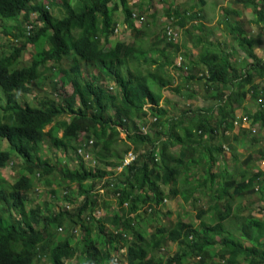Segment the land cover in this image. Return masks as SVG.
<instances>
[{
	"label": "trees",
	"instance_id": "trees-1",
	"mask_svg": "<svg viewBox=\"0 0 264 264\" xmlns=\"http://www.w3.org/2000/svg\"><path fill=\"white\" fill-rule=\"evenodd\" d=\"M145 1L139 0L135 12L129 0H51L48 5L0 0V35L14 38L0 42L8 50L0 54V140L8 142L0 149V264H34L41 257L49 264H67L72 258L79 260L76 264H120V258L125 264H264L263 207H258L261 215L246 212L241 204L234 208L236 199L264 196V171L252 170L256 159L251 154L232 171L222 160L224 133L233 131L235 111L246 99L260 107L247 112L250 126L264 125V86L255 82H264V59L254 51L261 40L246 35L243 26L254 23L264 30V0H242L251 18L226 22L228 37L247 58L234 61L230 58L237 48L211 40L216 29L205 24L200 12H192L193 6L180 10L176 0H161L174 28L155 32L144 21L152 5ZM54 7L58 16L51 12ZM32 14L36 22L30 20ZM150 17L155 19V13ZM118 27L129 30V42L111 40ZM181 32L190 35L188 42L178 38ZM42 38L45 47L40 46ZM24 51L30 52L31 63L14 66ZM83 67L96 73L85 79ZM47 77L49 86L40 88ZM98 79L112 84L114 92ZM195 81L203 83L204 97L214 105L191 116L186 111L167 116L163 103L175 105L169 94L181 98L185 90L193 100ZM66 84L71 92L64 95L59 88ZM33 91L42 94L35 104L18 101L17 93ZM149 118L151 132L142 131ZM241 129L240 136H233L236 145L239 138L257 141L249 129ZM120 133L125 137L119 149ZM82 139L92 140L93 167H85L81 156L77 167L70 168L47 154L46 146L77 154ZM129 150L134 159L125 163ZM260 158L264 160V151ZM97 160L123 167L115 177L103 179L107 171ZM8 166L17 169L15 179L8 180ZM102 179L116 203L111 218L94 214L100 199L93 190ZM40 183L53 199L59 188L67 191L77 185L75 210H54L47 202L26 210L28 193ZM66 191L62 197L67 201L71 195ZM175 197L195 205L199 224L179 220L170 228L156 227L146 237L138 225L146 220L157 225L160 209ZM102 201L107 208L109 202ZM210 214L213 221L206 219ZM78 225L85 233L74 240ZM165 243L176 246L173 254L164 253Z\"/></svg>",
	"mask_w": 264,
	"mask_h": 264
},
{
	"label": "rangeland",
	"instance_id": "rangeland-1",
	"mask_svg": "<svg viewBox=\"0 0 264 264\" xmlns=\"http://www.w3.org/2000/svg\"><path fill=\"white\" fill-rule=\"evenodd\" d=\"M37 1L42 4L48 5V3L51 0H37ZM241 1L242 0H204V3H202L201 0H176L175 4L180 10H188L191 8V6H193L192 12H200L201 15H204L205 19L203 21L205 22V24L210 27L214 26V28L216 29L215 30L216 32L211 35L210 39L214 40V42H222L223 44L231 45V48L233 47L237 48V55L230 58L231 61H234V60H239L242 58L247 59L244 51L241 50L237 46V44L228 37L229 36V33L227 31L228 25L226 23V22H232L233 24H237L240 21L245 22V20H249L251 18L252 12H251L250 7L245 8L243 6V3H241ZM138 3H139V0H129V4L135 6L134 7L135 12H137L136 4ZM150 3L152 5L149 11L145 13L143 16H144V21L149 23L151 31L156 32L159 29L164 28V27L174 28L172 26L173 24L168 22L169 18L167 17L165 2L161 0H151ZM144 4H146L145 0H144ZM50 7L51 6L49 4V8ZM234 10H237L240 13L235 14L233 12ZM51 12L54 16H58L59 15L58 7L51 8ZM154 13L156 17L155 19H152L150 16ZM212 14H214V16ZM115 16H116L117 21L120 22V26L124 27L125 24L122 21L123 20L122 13L120 11H117ZM225 16L230 17V19L226 21ZM30 20L33 22H36L37 19H36L35 14L31 15ZM219 20L222 21L223 23L220 25L219 24L216 25ZM191 23L192 22H190L188 25H190ZM9 24H12V22H9ZM35 24L37 26L40 25L39 22ZM135 24L137 26L141 25L139 20L135 21ZM243 26H244L246 35L255 36V38H257L258 40H261V42L254 48V51L259 57L264 59V30L261 28V25L245 22ZM118 28H119L118 32L116 33L114 32L111 40L115 41L117 39V40L129 42L131 40V35H130L129 30L123 29V28L121 29L120 27ZM15 31L17 30H14L12 32H15ZM178 38L180 40H187L188 42L190 39V35L189 34L185 35L183 34V32H181V35H179ZM12 41H14V38L11 35L6 36L3 33L0 35L1 43L2 42L8 43ZM22 41L23 40L18 41L16 44L18 45ZM43 41L44 40L42 38L40 42L41 47L46 46V43ZM223 44H222V47H225ZM187 46L191 47V44L187 43ZM231 48L227 49V51L230 52ZM191 51L194 54H197L199 49L196 47H191ZM7 53H8V50L6 48H3V49L0 48V54L7 55ZM31 59L32 57L30 55V52L24 51L14 66L29 65L31 63ZM176 59H178V57H176ZM83 70H84L85 79H90L91 74L96 73V70L90 69V68L87 69L83 67ZM97 81L99 84L108 88L110 92H114L113 89H111L112 84H109V87H108L107 83L103 81V79H98ZM255 82L259 86H264V82L262 80L256 79ZM48 86H49V77L43 79V81L41 82L40 88H47ZM192 89L195 93L194 95L196 96V98L193 100L186 98L187 91L185 90H183V96L181 98L177 95L166 93V94H169V100L171 104H175L174 106H168L163 103V106H165L169 110V114L167 116H179L181 112L183 111L187 112L188 115L186 116H191L194 112H197L198 109H203L202 111H207L206 109H208V107L214 105L215 103L214 100H212L206 95L204 97V93L206 92V90L201 81L193 82ZM59 91L62 94L67 95V93L71 92V87L67 86L66 84L64 87L59 88ZM17 96H18V101L21 104L25 102L35 104V102L37 101V98L41 97L42 94L41 93L37 94V92L33 91L30 94L17 93ZM2 100L4 101L5 98H2ZM259 108L260 107L257 104V101L252 100V99H246L243 105L235 111L236 122H235L233 131H227L224 133L225 136L223 140L225 143V147H224V151L222 154V158H223L222 160L227 165V169L229 171H232L236 165H239L240 163H242L243 159L248 154L253 155V157L256 159L254 162L255 163L254 169L252 170L255 171L256 168H259L260 170L264 171V160L260 158L261 153L264 151V125L261 124L260 122H256L253 126H250L248 118H247V112L254 113ZM214 110H215V107H214ZM150 120L151 119L149 118L147 121V124L145 125L148 131H149V126L151 125ZM241 128L249 129L250 134L253 135L257 141L252 143L251 138H246V139L239 138L238 142L240 143L239 145H236L234 143L233 136L234 135L240 136L241 135L240 131L242 130ZM149 132H151V128ZM58 134H61V132L59 131ZM124 137H125V133H120V139L118 140L116 144L119 149L124 147V144L122 141ZM229 143H233L235 145L233 150L231 148L230 149L228 148ZM7 147H8V142L6 140L1 139L0 149H6ZM46 149H47V154L52 157L53 161L61 158L63 160V164L69 166L70 168L77 167V164L79 163L80 158L77 157L76 153H73V152L65 153L62 150H48L47 146H46ZM175 149H177V147H174L172 150L175 151ZM130 151L131 150H129L128 153ZM89 152H91L90 157L91 156L93 157V154H92L93 151H91V148L89 149ZM97 163L107 171V174L105 175L103 179H108V177L110 176L115 177L116 175L119 174L121 168L123 167V166H119V167L115 166L114 161L100 162L99 160H97ZM83 164L85 167H88V168L94 166L93 161L87 157H84ZM7 172L9 173V177H7L4 173L3 174L4 176L8 178V180H11L13 178L15 179L16 175L18 174L17 169L13 166L11 167V169L8 166ZM103 179L97 181L94 187V190H93L94 192L95 191L99 192L98 197L100 199L99 201L100 207L97 209V211H95L94 214L96 217L101 216L102 218L104 216H107L108 218H111L112 213H113L112 210L113 208L116 207V203L113 198L112 199L110 198L109 196L110 194L109 192H107L105 187L104 188L102 187V184L104 181ZM7 182L8 181H6V183H3V184L6 186ZM37 186L39 187L36 191L31 190L28 193L27 201L25 203L26 210L28 208H33L37 205H41V207H43L44 202H47L50 208L54 210H59V209H67L71 211L75 210L78 199L80 198L78 196L79 188L77 185L75 184L71 185L70 190H67L69 194L71 195V197H69L70 200H67V201L64 200L62 197L63 191H66L64 188H59V191H57L58 197L53 199L52 195L46 191L47 190L46 187H43L41 183L38 184ZM103 199L109 202V205H107V208H104L103 201H102ZM205 203L206 201L203 200L202 204H205ZM239 204H241L242 208L246 209V212L251 211L255 215H261V213L258 210V207H263L264 209V196L263 194L259 195L256 193L255 195L244 197L239 200L236 199L234 208H236ZM85 214L86 213L83 214V218L85 217ZM206 219L213 221L214 216L212 214L207 215ZM179 220H181V222L185 224L192 223L194 226L199 224L200 222V220L197 218V209L195 205L191 202H188L185 205L183 204V202L180 200L179 197H175L172 199V201L168 200V202H166L163 205V207L160 209V212L156 219V222L158 223L157 225L150 224L151 221L146 220L145 222H141V224H139L138 227L140 228V230L145 229L144 235L148 237L149 234L152 233L156 227L160 226V227L170 228L178 224ZM75 232H77V234L75 235L76 238H74V240L79 239L85 233L84 229L81 228L79 225L77 226V230ZM91 235H92V238L94 239L97 238V234L94 231L91 233ZM163 247L165 249L164 253L167 255L173 254V251L176 249L175 245L170 246L168 245V243H165ZM218 258L219 257H215L214 260L219 262ZM77 262H79V260L77 261V258H72L68 261L67 264H76ZM119 263L125 264V258L123 259L120 258ZM34 264H49V262L46 258L41 257L40 260L38 261L35 260Z\"/></svg>",
	"mask_w": 264,
	"mask_h": 264
},
{
	"label": "built area",
	"instance_id": "built-area-1",
	"mask_svg": "<svg viewBox=\"0 0 264 264\" xmlns=\"http://www.w3.org/2000/svg\"><path fill=\"white\" fill-rule=\"evenodd\" d=\"M30 28H31V25H28L27 29L29 30ZM116 29H115V31H116ZM177 62H180V57H178ZM245 119H246V117H245ZM142 131H146V127L145 126H144V129ZM81 144L82 145L79 146L78 149H77V155L81 156L83 159H84V157H87V158L91 159L90 152L88 151V149L91 147L92 140L86 141V140L82 139L81 140ZM132 159H134V154L132 152H129L126 155L125 163L130 162ZM59 230H61V228H59Z\"/></svg>",
	"mask_w": 264,
	"mask_h": 264
},
{
	"label": "clouds",
	"instance_id": "clouds-1",
	"mask_svg": "<svg viewBox=\"0 0 264 264\" xmlns=\"http://www.w3.org/2000/svg\"><path fill=\"white\" fill-rule=\"evenodd\" d=\"M27 26H28V25H27ZM27 30H28V29H27ZM90 148H91V147H90ZM90 148H89V149H90ZM89 149H88V151H89ZM90 154H91V153H90ZM77 156H78V155H77Z\"/></svg>",
	"mask_w": 264,
	"mask_h": 264
},
{
	"label": "crops",
	"instance_id": "crops-1",
	"mask_svg": "<svg viewBox=\"0 0 264 264\" xmlns=\"http://www.w3.org/2000/svg\"><path fill=\"white\" fill-rule=\"evenodd\" d=\"M257 46V45H256Z\"/></svg>",
	"mask_w": 264,
	"mask_h": 264
}]
</instances>
